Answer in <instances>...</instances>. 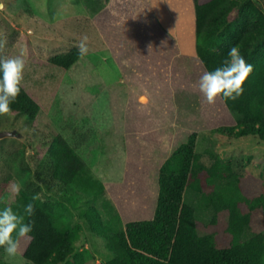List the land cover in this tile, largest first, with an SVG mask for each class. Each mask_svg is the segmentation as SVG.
<instances>
[{"label":"rangeland","instance_id":"1","mask_svg":"<svg viewBox=\"0 0 264 264\" xmlns=\"http://www.w3.org/2000/svg\"><path fill=\"white\" fill-rule=\"evenodd\" d=\"M0 3V41H7L0 56L26 53L21 86L40 107L34 119L15 112L0 115V133H12L0 137V176L7 177L0 210L16 201L12 184L20 185L19 194L24 190L57 203L67 222L78 227L68 263L119 264L93 230L90 210L99 212V226L153 218L158 169L193 132L205 164L218 156L240 175L244 196H264V142L222 131L234 126L239 114L219 97L207 104L198 89L205 70L195 59L192 0ZM83 36L88 52L69 69L49 62L55 54L78 49ZM182 57L192 66L180 67ZM114 72L125 81L124 95ZM111 122L119 124L118 134L109 131ZM52 132L65 136L92 176L104 181L103 194L86 196L54 179L55 163L47 152ZM202 184L205 192L214 188L204 175ZM240 209L249 211L245 203ZM250 214L251 232H264V207ZM227 226L228 212L221 211L215 225L197 222L196 230L225 248L232 241ZM28 242L21 239L15 257L0 247V264H32L22 255Z\"/></svg>","mask_w":264,"mask_h":264},{"label":"trees","instance_id":"2","mask_svg":"<svg viewBox=\"0 0 264 264\" xmlns=\"http://www.w3.org/2000/svg\"><path fill=\"white\" fill-rule=\"evenodd\" d=\"M192 1L195 59L203 69L212 71L219 67L233 46L252 65L243 94L235 101L220 98L228 110L239 114L236 124L222 131L264 142V0ZM80 57L79 50L72 49L51 56L49 62L69 69ZM178 65L190 67L192 63L182 57ZM10 107L12 113H22L30 119L40 112L39 105L22 86ZM195 146L193 132L160 165L153 218L124 225L109 221L99 226V212L90 210L93 230L102 236L119 264H264V232L250 230V213L264 207V196H244L234 166L216 155L205 164ZM47 152L55 163L56 181L86 196L104 193L106 184L92 176L65 136L50 133ZM202 175L214 185L210 192L203 189ZM5 181L7 177L0 176V189ZM29 203L35 211L31 217H25L26 222L33 223V230L22 253L24 259L32 264H70L78 227L67 222L57 203L42 201L24 190L9 206L24 214ZM241 203L247 205L248 212L241 211ZM221 211L228 212L227 231L232 236L225 248H217L212 235L200 236L196 230L197 222L215 225Z\"/></svg>","mask_w":264,"mask_h":264},{"label":"clouds","instance_id":"3","mask_svg":"<svg viewBox=\"0 0 264 264\" xmlns=\"http://www.w3.org/2000/svg\"><path fill=\"white\" fill-rule=\"evenodd\" d=\"M3 9L4 5L0 3V10ZM6 42V39L0 41V53L3 52ZM77 47L81 56L86 55L88 37H81ZM25 64L24 51L13 57L0 56V115L12 114L10 105L16 101L21 91ZM251 72L252 65L233 46L219 67L201 75L197 86L209 105L215 104L218 97L224 101H235L243 94V84ZM10 187L14 195H19V184H12ZM34 211L32 203L25 206L24 214H19L10 206L0 210V247L4 248L9 257L17 255L21 239L30 241L29 234L33 230V223L26 222L25 217H31Z\"/></svg>","mask_w":264,"mask_h":264},{"label":"crops","instance_id":"4","mask_svg":"<svg viewBox=\"0 0 264 264\" xmlns=\"http://www.w3.org/2000/svg\"><path fill=\"white\" fill-rule=\"evenodd\" d=\"M179 53V50H178V47H177V54ZM114 83H115V85H117V84H120V90L122 91L121 93H122V95H124V94H126L127 92H128V90H127V92H126V89H127V87H126V84H125V81L121 78L120 79V77L117 75V74H115V72H114ZM145 97L144 95H141L140 97ZM139 97V98H140ZM123 103V102H122ZM127 103H128V100H126V102H125V106L127 105ZM123 105V104H122ZM108 128H109V131L110 132H114V133H116V134H118L119 132H120V129H119V124H118V126H116L115 124H113L112 122L111 123H109V126H107ZM92 132V131H91ZM93 133H95V130L93 131ZM99 179V178H98ZM101 180V179H100ZM102 182H104L103 180H101Z\"/></svg>","mask_w":264,"mask_h":264},{"label":"water","instance_id":"5","mask_svg":"<svg viewBox=\"0 0 264 264\" xmlns=\"http://www.w3.org/2000/svg\"><path fill=\"white\" fill-rule=\"evenodd\" d=\"M10 134H12V133L11 132H1L0 137L10 135ZM101 264H104V263H101Z\"/></svg>","mask_w":264,"mask_h":264}]
</instances>
